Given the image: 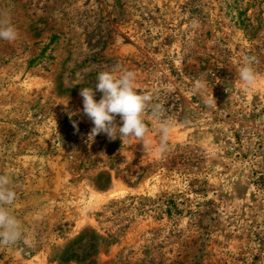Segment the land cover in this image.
Returning a JSON list of instances; mask_svg holds the SVG:
<instances>
[{
	"label": "rangeland",
	"instance_id": "374dc122",
	"mask_svg": "<svg viewBox=\"0 0 264 264\" xmlns=\"http://www.w3.org/2000/svg\"><path fill=\"white\" fill-rule=\"evenodd\" d=\"M0 22L18 33L0 40V175L24 232L0 264H264V0H0ZM125 70L165 111L144 142L93 140L81 89Z\"/></svg>",
	"mask_w": 264,
	"mask_h": 264
},
{
	"label": "clouds",
	"instance_id": "9594fccd",
	"mask_svg": "<svg viewBox=\"0 0 264 264\" xmlns=\"http://www.w3.org/2000/svg\"><path fill=\"white\" fill-rule=\"evenodd\" d=\"M17 36L14 26L0 22V40L14 41ZM238 75L240 82L255 94L261 78L254 69L251 59L244 63ZM205 87L206 83L201 79L196 85V90ZM97 91L102 93L98 101L95 98ZM80 94L83 97V112L94 124L89 134L93 140L100 133H105L109 139L115 140L118 138L116 134L118 129L120 137H135L144 142L149 131L144 116L146 109L151 107L156 117H161L165 111L164 105L153 103L152 96L141 94L136 90V76L130 70L119 74L102 71L97 76L95 87L83 88ZM117 115L122 121L120 127L115 124ZM172 130V122L162 119L159 128V151L167 150ZM9 185V177L0 175V245L4 246L15 245L24 237L22 224L11 207L16 200V193Z\"/></svg>",
	"mask_w": 264,
	"mask_h": 264
}]
</instances>
